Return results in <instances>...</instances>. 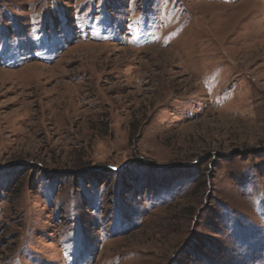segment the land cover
<instances>
[{
  "label": "rangeland",
  "instance_id": "374dc122",
  "mask_svg": "<svg viewBox=\"0 0 264 264\" xmlns=\"http://www.w3.org/2000/svg\"><path fill=\"white\" fill-rule=\"evenodd\" d=\"M0 264H264V0H0Z\"/></svg>",
  "mask_w": 264,
  "mask_h": 264
}]
</instances>
